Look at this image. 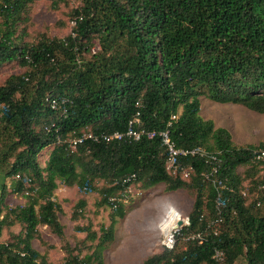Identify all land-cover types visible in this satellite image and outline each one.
Here are the masks:
<instances>
[{
	"label": "trees",
	"instance_id": "1",
	"mask_svg": "<svg viewBox=\"0 0 264 264\" xmlns=\"http://www.w3.org/2000/svg\"><path fill=\"white\" fill-rule=\"evenodd\" d=\"M33 1L0 0V69L14 62L25 67L0 84V169L2 181L10 179L9 186L0 182V239L3 230L20 226L10 243L0 241V264H48L32 242L40 238V226L65 239L54 199L58 183L90 193L95 181L107 185L99 205L112 211L110 224L99 236L88 226L76 227L91 242L89 253L82 258L64 247L65 264H104L117 219L124 217L122 202L113 208L108 200L138 183L144 189L165 184L169 192L193 195L189 225L180 235L184 241L178 236L176 241L188 247L176 253V244L171 250L163 246L142 264H216L215 249L223 251V264L241 256L247 264H264V157L256 159L264 140L238 147L226 129L200 116L201 98L264 114V0H79L74 36L43 34L27 43L17 32L18 17ZM64 1L51 5L56 9ZM94 40L99 50L86 60L82 54ZM51 100H65V113L53 109ZM136 113L135 130H168L176 148L214 155L215 177L227 190H215L201 176L211 164L199 156L179 159L180 167L193 170L187 179L180 170L170 175L158 138L87 139L70 150L68 141L84 132H124ZM50 146L41 167L37 159ZM238 167L245 168L243 177ZM132 176L135 180L126 181ZM246 180L257 189L256 200L248 204ZM9 193L26 196V204L7 208ZM85 206L81 199L73 217ZM198 232L205 233L202 243L189 239Z\"/></svg>",
	"mask_w": 264,
	"mask_h": 264
},
{
	"label": "rangeland",
	"instance_id": "2",
	"mask_svg": "<svg viewBox=\"0 0 264 264\" xmlns=\"http://www.w3.org/2000/svg\"><path fill=\"white\" fill-rule=\"evenodd\" d=\"M52 0H35L28 4L18 17L17 32L24 33L23 42L35 43L41 35L50 39H63L71 31L73 11L81 6L79 0H65L58 3V8L51 5ZM88 53L84 52L82 57L86 60L99 50L98 41L94 40L89 47ZM25 67L17 64H5L0 69V84L9 76L22 74ZM200 116L204 120L212 121L216 127L226 129L232 142L238 146H257L264 140V114L249 111L241 106L232 104H218L205 98L200 99ZM53 146L46 148L38 157L41 167L45 166L48 155ZM2 159V158H1ZM0 159V164H1ZM11 161H8L10 163ZM244 167H238L237 173L243 177ZM258 175V180L262 176ZM3 171L0 169V182ZM257 178V176H256ZM4 182L7 186L10 179ZM60 190L55 192L54 199L60 204L61 212L58 214L60 223L64 226V240L59 239L47 227L38 228L40 238L32 242V246L48 264H65L66 247L72 254L80 253L83 258L89 253L91 242L86 241V233L75 231L76 227H90L99 236L101 229L110 224L111 210L109 207L99 205L101 196L100 190L107 185L103 181L94 182V191L84 193L77 187L68 189L58 183ZM243 191L246 196V204L256 200L257 189H253L248 180L244 181ZM116 197V196H115ZM83 199L86 202L84 209L73 217V212H78L77 204ZM117 199L124 205V217L117 219L115 224L114 239L104 251L106 264H142L149 255L161 252L164 249L165 236L160 230V223L166 216L176 212L184 220L187 218L193 203V195L188 190L180 189L175 192L167 191L165 184H158L148 189L141 187V184L131 186V191L124 196H117ZM27 202L26 196L8 194L5 200L7 208L23 206ZM162 216L157 220V216ZM156 231V232H154ZM20 232V226L15 224L10 229L2 232L0 241L10 243L11 235ZM174 234V233H173ZM177 234V233H176ZM181 231L175 236L174 251H184L188 246L177 236L181 237ZM186 240V239H185ZM184 241V239H183ZM97 240L93 243L96 244ZM234 264H247L244 256L239 257Z\"/></svg>",
	"mask_w": 264,
	"mask_h": 264
},
{
	"label": "built area",
	"instance_id": "3",
	"mask_svg": "<svg viewBox=\"0 0 264 264\" xmlns=\"http://www.w3.org/2000/svg\"><path fill=\"white\" fill-rule=\"evenodd\" d=\"M75 26V21L71 22V27ZM70 35L74 36L73 31H71ZM66 101L65 100H51L50 104L53 109L56 108H63V112L65 113V105ZM138 106V103L136 104ZM138 113H136L135 117L133 120H131L128 123V126L124 132H114L110 134H92L90 132H84L81 137L78 138H73L68 141L69 148L72 152L76 150V146L80 143H82L83 140L91 139L94 142H120V141H138L140 140L143 136H145L147 139L151 140L154 138H158L162 144V146L165 149L166 152V162H165V169L166 171L173 176L177 175L178 170L181 171V178L182 179H187L190 175V173L193 171L190 166L188 167H180L179 159L185 158L188 156H199L201 158H204L206 163L211 164V169L209 172H204L201 174V176L210 182L212 186L214 187L215 190H227V187H225L224 184L219 185L218 179L215 177L217 173V165L214 163H217V159L214 155L209 154L205 152L202 149H178L176 148L174 142L171 140L169 131L168 130H162V131H146L144 129H139L135 130L134 126L135 124L138 123ZM172 119H175V116L172 117ZM59 143V142H58ZM256 154V152H255ZM264 157V151H260L256 155V159H260ZM214 162V163H213ZM129 180H135V177L132 176L128 178L126 181ZM132 186V185H131ZM131 186L128 187L122 196L125 194L129 193L131 191ZM220 194L217 193L216 191V203H215V209L218 210L220 213V209L223 207V204L219 200ZM109 203L111 207L115 208L116 207V202L120 201L115 197L109 198ZM182 225L179 227H175L172 231H170L168 236H165L164 239V247L171 250L174 247L175 244V236L178 235V233L182 230V228L186 227L189 225L188 218L182 219ZM161 230V229H160ZM174 233V234H173ZM177 233V234H176ZM205 233L204 232H198L195 234H191L189 236V239L191 240H196L199 243L204 242L205 239ZM212 259L216 262V264H223L224 261V253L223 251L219 249H215L213 251Z\"/></svg>",
	"mask_w": 264,
	"mask_h": 264
},
{
	"label": "bare ground",
	"instance_id": "4",
	"mask_svg": "<svg viewBox=\"0 0 264 264\" xmlns=\"http://www.w3.org/2000/svg\"><path fill=\"white\" fill-rule=\"evenodd\" d=\"M179 220H182L180 215L176 212H172L160 223L159 227L163 232L164 236H168L170 231H172Z\"/></svg>",
	"mask_w": 264,
	"mask_h": 264
},
{
	"label": "crops",
	"instance_id": "5",
	"mask_svg": "<svg viewBox=\"0 0 264 264\" xmlns=\"http://www.w3.org/2000/svg\"><path fill=\"white\" fill-rule=\"evenodd\" d=\"M62 186H63V185H62ZM64 187H65V186H64ZM66 188H67V187H66ZM68 189H72V188H68ZM58 190H60V187H59V186H58V188H57L56 191H58ZM56 191H55V192H56ZM54 196H56L55 193H54ZM161 216H162V213L160 214V216H157V220H159V218H160ZM119 220H120V219H119ZM42 227H46V226H42ZM154 232H156V231H154ZM105 250H106V249H105ZM145 259H146V258H145ZM145 259H144V260H145ZM104 264H106L105 257H104Z\"/></svg>",
	"mask_w": 264,
	"mask_h": 264
},
{
	"label": "water",
	"instance_id": "6",
	"mask_svg": "<svg viewBox=\"0 0 264 264\" xmlns=\"http://www.w3.org/2000/svg\"><path fill=\"white\" fill-rule=\"evenodd\" d=\"M181 225H182V221L179 220V221L177 222V224H176V228L179 227V226H181Z\"/></svg>",
	"mask_w": 264,
	"mask_h": 264
}]
</instances>
